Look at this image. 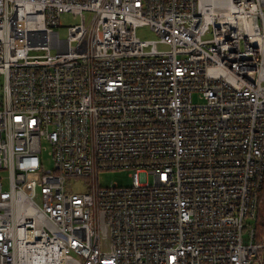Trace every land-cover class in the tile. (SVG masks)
Segmentation results:
<instances>
[{
	"label": "built area",
	"instance_id": "built-area-1",
	"mask_svg": "<svg viewBox=\"0 0 264 264\" xmlns=\"http://www.w3.org/2000/svg\"><path fill=\"white\" fill-rule=\"evenodd\" d=\"M0 172V264H260L264 0H0Z\"/></svg>",
	"mask_w": 264,
	"mask_h": 264
},
{
	"label": "rangeland",
	"instance_id": "rangeland-1",
	"mask_svg": "<svg viewBox=\"0 0 264 264\" xmlns=\"http://www.w3.org/2000/svg\"><path fill=\"white\" fill-rule=\"evenodd\" d=\"M80 22V17L74 16L72 14L66 13L63 14L60 17V28L59 34L61 38H67L68 37V27L75 26L79 24ZM136 34L141 40H155L157 39L156 35L147 27L144 28H137L136 29ZM53 166L52 160L47 157V163L45 168L46 169H51ZM0 175L3 176L4 174L0 172ZM30 180H37L39 182L38 177L36 176H31ZM99 182L103 186H109L110 184H119L120 186H128L131 183V180L129 178V172L123 171V172H117V171H111V172H106V173H101L99 175ZM72 187H74L76 190H82L84 189V181L82 180H71L69 181ZM252 224L253 221L251 222ZM259 257V262L260 264H264V254L263 251L260 252Z\"/></svg>",
	"mask_w": 264,
	"mask_h": 264
},
{
	"label": "trees",
	"instance_id": "trees-1",
	"mask_svg": "<svg viewBox=\"0 0 264 264\" xmlns=\"http://www.w3.org/2000/svg\"><path fill=\"white\" fill-rule=\"evenodd\" d=\"M259 200V208L256 220V237L258 241L264 240V186Z\"/></svg>",
	"mask_w": 264,
	"mask_h": 264
}]
</instances>
